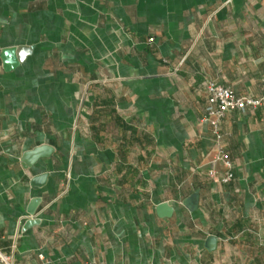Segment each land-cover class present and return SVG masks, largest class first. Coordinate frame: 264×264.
<instances>
[{"label":"crops","instance_id":"1","mask_svg":"<svg viewBox=\"0 0 264 264\" xmlns=\"http://www.w3.org/2000/svg\"><path fill=\"white\" fill-rule=\"evenodd\" d=\"M12 48L28 50L0 65V249L16 264H264V107L222 124L228 185L209 179L203 121L209 81L264 96V0H0ZM40 146L54 153L25 170Z\"/></svg>","mask_w":264,"mask_h":264},{"label":"built area","instance_id":"2","mask_svg":"<svg viewBox=\"0 0 264 264\" xmlns=\"http://www.w3.org/2000/svg\"><path fill=\"white\" fill-rule=\"evenodd\" d=\"M153 42L154 39L151 38L150 43ZM205 89L207 92V105L203 121L211 127L217 145L209 179L217 185H228L235 180V173L233 162L223 144L225 135L222 132V124L228 115L234 112H254L263 108L264 96L261 98L237 96L232 89L212 81L206 83ZM216 166H221L223 171L217 170ZM0 264H16L14 254L0 249Z\"/></svg>","mask_w":264,"mask_h":264},{"label":"water","instance_id":"3","mask_svg":"<svg viewBox=\"0 0 264 264\" xmlns=\"http://www.w3.org/2000/svg\"><path fill=\"white\" fill-rule=\"evenodd\" d=\"M28 52L27 49H7L4 50L0 56V65L2 66L5 72H12L15 70L20 61L23 59L24 54ZM54 153V149L50 146H40L33 151L27 152L23 155L21 159L22 167L25 170L32 169L40 160L48 159ZM48 174H42L39 176L34 177L30 184L31 187L35 190L42 189L47 181H48ZM199 192L191 195L188 199H186L183 203L184 207L191 213L197 212L199 208ZM40 200H34L28 210L29 215L34 216L38 207L40 206ZM175 213V208L171 202L159 204L156 208V214L161 219H170ZM39 224L38 220H31L27 222L26 228H32ZM216 238L210 237L208 239V245L216 244Z\"/></svg>","mask_w":264,"mask_h":264}]
</instances>
